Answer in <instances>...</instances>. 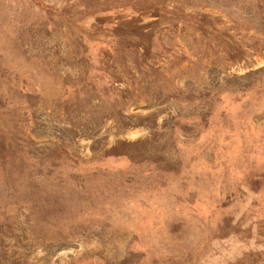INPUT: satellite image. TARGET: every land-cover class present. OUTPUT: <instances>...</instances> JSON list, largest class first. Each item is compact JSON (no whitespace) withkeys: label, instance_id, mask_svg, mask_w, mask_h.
<instances>
[{"label":"rangeland","instance_id":"1","mask_svg":"<svg viewBox=\"0 0 264 264\" xmlns=\"http://www.w3.org/2000/svg\"><path fill=\"white\" fill-rule=\"evenodd\" d=\"M0 264H264V0H0Z\"/></svg>","mask_w":264,"mask_h":264}]
</instances>
